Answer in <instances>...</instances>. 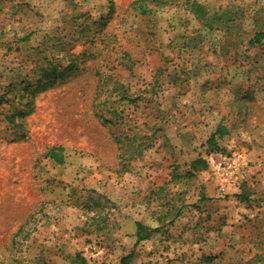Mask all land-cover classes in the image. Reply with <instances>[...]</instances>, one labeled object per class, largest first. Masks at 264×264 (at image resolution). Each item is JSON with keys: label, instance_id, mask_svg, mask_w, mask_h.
Here are the masks:
<instances>
[{"label": "rangeland", "instance_id": "rangeland-1", "mask_svg": "<svg viewBox=\"0 0 264 264\" xmlns=\"http://www.w3.org/2000/svg\"><path fill=\"white\" fill-rule=\"evenodd\" d=\"M259 31L264 0H0V264H264Z\"/></svg>", "mask_w": 264, "mask_h": 264}, {"label": "trees", "instance_id": "trees-1", "mask_svg": "<svg viewBox=\"0 0 264 264\" xmlns=\"http://www.w3.org/2000/svg\"><path fill=\"white\" fill-rule=\"evenodd\" d=\"M143 1H136V5L138 4L139 7H141ZM30 36H27L25 39H29ZM262 40H264V31H259L257 33H255L254 37L251 39V43H261ZM227 132L226 128L224 127H220L219 129V133L221 135L225 134ZM48 156H50L52 159L57 160V161H61L60 157L57 155L56 150L55 149H51L48 152ZM237 198L243 200V201H248V197L244 194H239L236 195ZM157 231V229H149L148 227L144 226L141 223H137V235H136V239L137 242H141L143 240H146L150 237V235ZM78 259L81 260L84 264H86V261L83 257H81L80 255H78ZM134 259V253H129L125 256H123L119 262V264H132V261Z\"/></svg>", "mask_w": 264, "mask_h": 264}]
</instances>
